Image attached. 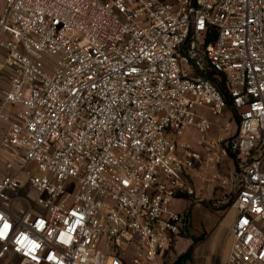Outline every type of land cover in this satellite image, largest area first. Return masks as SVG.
<instances>
[{
    "label": "built area",
    "instance_id": "built-area-1",
    "mask_svg": "<svg viewBox=\"0 0 264 264\" xmlns=\"http://www.w3.org/2000/svg\"><path fill=\"white\" fill-rule=\"evenodd\" d=\"M0 49L1 262L156 264L229 157L222 264H264V0H4Z\"/></svg>",
    "mask_w": 264,
    "mask_h": 264
},
{
    "label": "rangeland",
    "instance_id": "rangeland-1",
    "mask_svg": "<svg viewBox=\"0 0 264 264\" xmlns=\"http://www.w3.org/2000/svg\"><path fill=\"white\" fill-rule=\"evenodd\" d=\"M216 121L222 125L228 121V118L224 117ZM213 131L217 134L219 128L215 127ZM190 183L194 194L187 198V206L181 211L188 215L187 229L156 261V264H175L192 245L191 238L200 237L203 239L193 246L191 259L183 264H222L225 258L228 248L226 239L235 218L232 207L235 196L234 165L229 157H222L219 162L206 160L196 163L190 172ZM26 192V188L19 191L21 195ZM31 203L35 207L34 202ZM219 235L221 238H218ZM0 264L4 263L0 261ZM8 264L12 263L8 262ZM125 264H131L130 258Z\"/></svg>",
    "mask_w": 264,
    "mask_h": 264
},
{
    "label": "crops",
    "instance_id": "crops-1",
    "mask_svg": "<svg viewBox=\"0 0 264 264\" xmlns=\"http://www.w3.org/2000/svg\"><path fill=\"white\" fill-rule=\"evenodd\" d=\"M3 5H4V0H0V7H2ZM4 54H5V51L0 49V65H1L2 58H3ZM2 74L3 73L0 71V76ZM187 198L188 197L184 196V197L176 199L173 202V205H174L175 209L180 211V212L183 211L184 208L187 206V202H188ZM218 238H221V235H219ZM219 240H221V239H219ZM226 243L228 245V248H227V252H226L225 258H226L227 254H228L229 247H230V244H231V236L229 235V233H228V236H227V239H226ZM225 258H224V260H225ZM223 261H222V263H223Z\"/></svg>",
    "mask_w": 264,
    "mask_h": 264
},
{
    "label": "trees",
    "instance_id": "trees-1",
    "mask_svg": "<svg viewBox=\"0 0 264 264\" xmlns=\"http://www.w3.org/2000/svg\"><path fill=\"white\" fill-rule=\"evenodd\" d=\"M223 86V84H222ZM233 203V202H232ZM203 239V237L200 238H191L192 241V245L188 248V250L186 251L185 254L181 255L177 261L175 262V264H183L184 262L188 261L191 259V254L193 251V246L198 243L199 241H201Z\"/></svg>",
    "mask_w": 264,
    "mask_h": 264
}]
</instances>
